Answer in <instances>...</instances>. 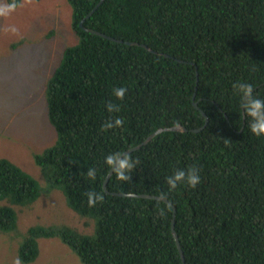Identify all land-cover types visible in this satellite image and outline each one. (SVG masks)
Here are the masks:
<instances>
[{
    "label": "trees",
    "instance_id": "trees-1",
    "mask_svg": "<svg viewBox=\"0 0 264 264\" xmlns=\"http://www.w3.org/2000/svg\"><path fill=\"white\" fill-rule=\"evenodd\" d=\"M100 1L69 0L79 44L47 85L58 142L34 156L48 188L62 189L70 207L98 219L99 229L89 237L31 229L23 263L39 257L37 238L58 237L84 264H184L175 220L186 264H264V137L249 131L232 88L243 80L264 96V0H105L84 27L123 43L80 27ZM121 86L128 89L123 100L113 95ZM110 102L120 111L109 113ZM109 118L123 123L101 131ZM176 122L193 131H164L130 153L139 161L131 180H119L104 163L107 154L137 147ZM90 166L95 179L86 177ZM190 167L200 184L170 191L166 177ZM93 191L104 200L90 206ZM41 192L35 179L0 159V201L26 205ZM128 192L168 199L176 216L169 203L122 196ZM16 227L15 211L0 207V229Z\"/></svg>",
    "mask_w": 264,
    "mask_h": 264
},
{
    "label": "rangeland",
    "instance_id": "rangeland-1",
    "mask_svg": "<svg viewBox=\"0 0 264 264\" xmlns=\"http://www.w3.org/2000/svg\"><path fill=\"white\" fill-rule=\"evenodd\" d=\"M8 24H15L20 34L0 30V159L35 179L42 192L26 205L9 198L0 201V207H9L17 215L15 230L0 229V264H14L21 258L31 229H67L84 237L94 236L99 229L98 219L70 207L62 189L48 188L47 176L34 158L58 142L49 120L47 85L65 52L79 44L72 5L69 0H23L10 17L0 18V29ZM37 242L39 257L30 264H84L58 237H40Z\"/></svg>",
    "mask_w": 264,
    "mask_h": 264
},
{
    "label": "clouds",
    "instance_id": "clouds-1",
    "mask_svg": "<svg viewBox=\"0 0 264 264\" xmlns=\"http://www.w3.org/2000/svg\"><path fill=\"white\" fill-rule=\"evenodd\" d=\"M22 6L23 0H0V18L6 19L10 17L19 7ZM0 30L11 35L20 34V29L15 24L5 25ZM232 88L234 94L239 97V109L243 112L247 120L249 131L256 137H264V96H261L256 92V86L253 83L247 81H236L233 83ZM127 91L128 89L126 87H116L113 89V95L117 99L123 100ZM195 97L196 94L194 99ZM107 111L109 113L119 112L120 106L110 102L107 104ZM122 123L123 121L120 118L114 120L109 118L101 125V131L107 132L110 129L119 127ZM175 126L178 130L182 131L178 122H176ZM104 163L117 175L119 180L129 181L131 180V173L139 161L133 160L129 153L115 151L104 157ZM97 172V168L90 166L86 171V177L89 179H95ZM166 180L170 191L175 190L182 184H186L195 189L201 182V176L199 170L195 167H190L187 170L180 168L174 170L172 175L166 177ZM126 195L129 198H132L134 193L128 192ZM103 200L104 195L101 193L94 191L88 193V202L90 206H94L97 202H102ZM14 264H23V260L17 257Z\"/></svg>",
    "mask_w": 264,
    "mask_h": 264
},
{
    "label": "water",
    "instance_id": "water-1",
    "mask_svg": "<svg viewBox=\"0 0 264 264\" xmlns=\"http://www.w3.org/2000/svg\"><path fill=\"white\" fill-rule=\"evenodd\" d=\"M105 0H101L97 5H96V7L81 21V23H80V27L84 30V31H87V32H89V33H93V34H95V35H99V36H101V37H103V38H107V39H109V40H112V41H115V42H119V43H123V41L122 40H117V39H115V38H113V37H109V36H107L106 34H103V33H100V32H98V31H95V30H93V29H89V28H87V27H84V23H85V21L87 20V19H89L96 11H97V9L103 4V2H104ZM127 44L128 45H139L138 43H132V42H127ZM144 48H146V49H148V50H150L151 52H153V53H157V52H155V51H153L152 49H150L148 46H146V45H142ZM164 57H167V58H170L171 56L170 55H167V54H162ZM173 59H175L174 57H172ZM178 62H180V63H187V62H185V61H182V60H177ZM197 76H198V74H197ZM194 107L196 108V109H199V107H198V103L197 102H194ZM202 115L206 118V124H208L209 123V119H208V117H207V115L204 113V112H202ZM181 126V129H182V131L181 130H178L176 127H173V128H170V129H165V130H159V131H157L156 133H154V134H152L151 136H149L147 139H146V141L143 143V144H141V145H139V146H137V147H134V148H132V149H130V150H128V151H126V153H132L133 151H136V150H139L143 145H147L155 136H157L158 134H161L162 132H164V131H172V132H190V131H193V130H189V129H187L186 127H184L183 125H180ZM206 127V125L203 127V129ZM201 130V129H200ZM200 130H197L196 132H198V131H200ZM112 173H113V171H112ZM110 177H111V175L108 177V179H107V182H106V184H105V190H107V185H108V182H109V180H110ZM122 196H126V197H128L126 194H122ZM133 197H137V198H144V199H154V200H159V201H164V202H166V203H169L171 206H173V204L168 200V199H165V198H162V197H154V196H151V195H137V194H134V196ZM173 210H174V217L176 216V211H177V209L173 206ZM172 233H173V236H174V238H175V240H176V243H177V246H178V249H179V251H180V254H181V257H182V259H183V261H184V264H186L185 263V258H184V253H183V251H182V247H181V243H180V240H179V237H178V235H177V232H176V229H175V220L173 221V223H172Z\"/></svg>",
    "mask_w": 264,
    "mask_h": 264
}]
</instances>
